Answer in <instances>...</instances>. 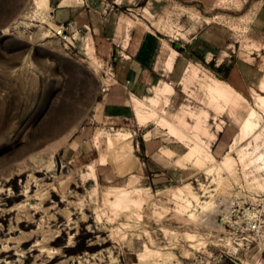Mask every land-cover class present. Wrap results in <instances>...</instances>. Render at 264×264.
<instances>
[{"label":"rangeland","instance_id":"obj_1","mask_svg":"<svg viewBox=\"0 0 264 264\" xmlns=\"http://www.w3.org/2000/svg\"><path fill=\"white\" fill-rule=\"evenodd\" d=\"M59 1L49 0L40 14L35 0H0V264H264V224L259 231L247 227L254 212L264 218V185L258 186L264 168L239 161L241 147L255 142L252 136L240 141V123L257 103L246 94L236 107L210 92L216 64L223 66L229 54L254 63L256 91L264 81V37L254 43L248 30L261 0H76L83 14L74 44L52 34L67 21ZM90 19L116 28L109 42L118 45L109 53L126 40L117 31L123 20L130 28L149 27L172 48L180 43L186 66L166 106L142 100L147 107L139 125L149 123L138 128L135 118L127 131L132 156L118 138L126 133L94 136L98 161L106 164L94 162L92 171L85 162L96 153L85 159L65 152L67 139L99 112L102 83L112 82L105 75L107 51L95 49L82 27ZM202 29L217 38L192 40ZM203 111L207 132L196 130L192 115ZM162 119L179 136L165 133ZM218 125L236 132L226 152L230 168H219L223 157L177 162L194 167L181 178L142 154L147 130L163 138V149L174 140L186 143L185 153L202 140L211 145ZM125 161L138 167L134 176L119 172ZM177 188L183 198L174 195ZM134 189V202H116L121 190Z\"/></svg>","mask_w":264,"mask_h":264},{"label":"crops","instance_id":"obj_2","mask_svg":"<svg viewBox=\"0 0 264 264\" xmlns=\"http://www.w3.org/2000/svg\"><path fill=\"white\" fill-rule=\"evenodd\" d=\"M81 6L82 3H76V0H60L57 4V11L67 16L65 20H74L76 25L80 26L77 18L83 14ZM74 12L78 13V15L74 16ZM103 20H107V18L104 17ZM100 22L99 24H94L90 19L87 22H83L82 27L88 29L95 49L98 51L112 50V44L118 45V43L110 45L109 42L110 35L115 34L116 28L113 30L109 25H104L102 21ZM129 26L127 23L124 24L123 20L118 21L117 31L118 33H123L126 40L121 49L116 50V52L109 53L107 51L108 58H113L115 77L108 91L102 94L100 100L97 102L99 112L94 113L89 124L80 127L66 141L65 152L67 153H72L85 159L90 154L96 153V156L90 158L89 162H85L86 166L91 163L93 164V167L89 169L90 171L96 169L94 162L98 161V152L93 145L94 136L113 137V133H128V130L131 132L132 122L136 118L133 107L134 99H148L153 87L155 88L163 81L171 83L175 93V87L181 85V80L186 70L184 61L178 57L180 53L184 52L181 49V45L179 48H175L174 43V48H172L165 38L159 36L149 27H143L141 24H135L132 28ZM202 30L193 35L191 37L192 40L197 39L199 35L200 37L204 36L203 38L214 36L210 31ZM248 30L254 43L255 39L264 37V0L260 1L259 7L252 14ZM214 38H217V36H214ZM172 49H175L178 54L172 69L167 71L165 70V62L171 54L170 50ZM178 49L180 50L178 51ZM198 56L203 60H207L206 56L202 53ZM216 66V73L218 77H221L220 80L230 84L245 98L246 94L252 96V91L255 90L254 63L246 61L240 56L229 54V59H227L223 66L221 65L222 67L220 64H216ZM259 85L260 83L257 84V89ZM148 123L144 126L138 124V128L146 127ZM234 124L237 125L236 122ZM165 133L168 132L165 130ZM148 134H152V129L141 134V151L144 156L151 158L155 166L168 170L172 168L176 169L177 175L181 178H189L194 174L192 172L194 167L190 164L186 167H181L177 163L181 155L174 154V152H182L184 154L183 149L187 148L186 143L174 140V145L169 149L172 151L173 156H163V147H167L164 144L163 138L160 135L150 137L147 136ZM235 134L236 132L227 127V125H224L220 129L210 147V153L215 159H220L226 154ZM170 137L175 138L172 135ZM133 163V161H125L119 172H125V174L128 173L130 176H134V172L137 171L138 167L133 166ZM166 163L171 165H166ZM101 164L105 165L106 163L99 162L97 165L102 166Z\"/></svg>","mask_w":264,"mask_h":264},{"label":"bare ground","instance_id":"obj_3","mask_svg":"<svg viewBox=\"0 0 264 264\" xmlns=\"http://www.w3.org/2000/svg\"><path fill=\"white\" fill-rule=\"evenodd\" d=\"M35 6L39 10L40 14H43L47 11L49 7L48 0H35ZM185 7V6H184ZM185 9H187L185 7ZM183 15H186V10H184ZM88 46V45H87ZM90 47V46H89ZM87 47V49L89 48ZM91 48V47H90ZM171 54L167 58L165 62V70L170 71L172 69L173 63L178 52L175 49L170 50ZM89 55V53L86 52ZM214 84L210 88L213 93V97H218L223 100L225 103L239 106L241 101H245L246 98L239 92H237L230 84L220 79H214ZM154 88V87H153ZM257 89V88H256ZM155 93L153 92V96L148 98V102H150L153 106H158L161 102L164 106L169 103L170 96L174 93V87L171 83L163 81L159 85L155 87ZM251 98L257 103V107L252 106L248 109L246 116L240 123V130H239V139L240 141H244L248 139L250 136L253 137V142H246L240 149L239 152V161L245 162L248 158L249 164H255L256 169H263L264 168V124L262 123V118L264 114V81L260 83L258 87V91L253 90ZM133 107L136 114V120L138 124H143L144 121V113L146 112V105L143 103L142 100L135 98L133 102ZM235 109V108H234ZM164 111V109L162 108ZM208 111L199 112L198 114L192 113L193 117L196 119L195 121V128L196 130H203L208 131ZM151 114L156 115L153 111ZM163 126L167 129L168 133L172 136H179L178 130L175 128L174 125L169 124L168 121L161 120ZM222 128L221 125H218V130ZM194 130V129H193ZM202 132V131H201ZM216 133H211V138L214 140L216 138ZM121 141L124 142L125 152L129 153L132 156V146L130 144L131 133L123 134L122 136L118 137ZM185 138V136H184ZM196 139V138H195ZM197 140V139H196ZM190 143V142H189ZM210 143H205L203 140L202 142L196 143L194 145H190L187 152H185L179 158L178 162L181 163L183 161H193L196 165L204 164L208 160H215V158L210 153ZM165 153L170 156H173L172 151L169 149H163ZM180 156V155H179ZM135 158V157H134ZM233 160L231 156L226 153L222 160L220 161V167L223 168H230L232 166ZM193 164V163H192ZM195 165V166H196ZM264 185L263 182H259L258 186ZM170 191V189H167ZM120 195L116 202L121 200H126L128 202H134L135 197L134 195L139 192V189L134 190H127V191H120ZM181 189L177 188L174 191V195L181 197L182 195ZM188 199V198H187ZM137 203V202H136ZM140 203V202H139Z\"/></svg>","mask_w":264,"mask_h":264},{"label":"built area","instance_id":"obj_4","mask_svg":"<svg viewBox=\"0 0 264 264\" xmlns=\"http://www.w3.org/2000/svg\"><path fill=\"white\" fill-rule=\"evenodd\" d=\"M53 36L57 37L59 40L68 42L70 44H74V42L80 37V29L77 27L74 20H67L55 26L52 32ZM106 66L108 69V73L105 75H109V78L113 80L115 77L113 61L109 58L106 61ZM109 78H106L108 80ZM112 85V82H103L101 85L102 94L106 93ZM253 217L247 223L248 229L259 231L260 228L264 224V218L261 220L262 213L254 212Z\"/></svg>","mask_w":264,"mask_h":264},{"label":"water","instance_id":"obj_5","mask_svg":"<svg viewBox=\"0 0 264 264\" xmlns=\"http://www.w3.org/2000/svg\"><path fill=\"white\" fill-rule=\"evenodd\" d=\"M174 46H175V48H179V47H180V43L176 42V43L174 44ZM218 78L221 79V77H218Z\"/></svg>","mask_w":264,"mask_h":264}]
</instances>
